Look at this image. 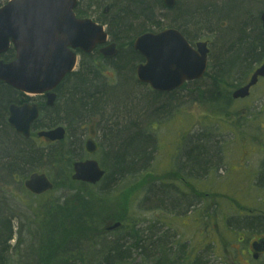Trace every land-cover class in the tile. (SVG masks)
I'll list each match as a JSON object with an SVG mask.
<instances>
[{"label":"rangeland","instance_id":"rangeland-1","mask_svg":"<svg viewBox=\"0 0 264 264\" xmlns=\"http://www.w3.org/2000/svg\"><path fill=\"white\" fill-rule=\"evenodd\" d=\"M0 1L2 5L7 0ZM119 1L80 0L75 11L80 16L84 15L81 17H90L94 20L98 18L104 22L110 33V39L123 44V48L120 49L122 50L120 55H122L118 56L123 58V51L132 45V41L137 35L146 31L158 32L167 28L168 23L162 17V12L156 10L152 12L150 18L142 17L138 21L136 20L133 29H115L113 24L116 23L115 19L120 8L118 5L111 8V5L117 4ZM262 1L251 0L253 8L247 12L248 18H258L260 12L256 9L264 11V1ZM184 2L186 3V0H180L179 7H183ZM227 22L222 18L218 19V22L214 24L217 30H214L212 34L206 28L204 29L202 20L195 19L189 22L190 28H198L202 25L201 28L204 30H200V34L207 35L206 38L213 40L209 55L208 74L173 91L171 104L157 109L156 107L163 102L162 100L158 102L153 100L152 103L150 102L151 105L146 108L135 106L138 102L137 98L142 101L143 97L153 95L152 93L155 92L148 84L141 83L136 79L135 69L137 70L136 65L140 63L139 59H136L130 68L133 80V83L130 84L133 85L136 97L133 96L130 107L126 106V114H124V108L119 109L121 117L117 119L118 122L116 120L115 124L111 123L109 114L104 112L103 117L96 112H91L81 122L72 124L71 128L68 121L57 120L51 124L52 116L48 109L42 110L39 122L45 127L65 125L68 130V139L59 143L58 149L67 148L75 156L80 155L78 158L91 157L100 162V157L104 156L103 162H105L107 161L105 158L106 149L113 144L112 135L105 131L106 125L121 128L122 124L128 123L129 119L136 120L140 130L145 133L149 131L148 134L153 137L151 145L148 147V151L152 152L147 166H150L151 173L154 172L155 180L150 178L147 182L152 183L151 186H155L158 184L156 180L158 177L163 184H169L172 180L171 172L178 169L179 175H183L186 170L190 186L185 185H187L186 192L190 199L187 194H181V197L178 198L177 193L174 192V205H167L166 209L162 207L155 209L156 203L151 198L153 196L148 195V202H143L145 199H143V192L136 191V196L130 207L131 217L134 216V220L143 226L154 222L153 229L161 225L160 232H163L164 228H168L172 234L171 241L174 244H177L179 239L181 246H187L188 256H203V259L210 264H264V256L255 260L249 255L251 242L256 237L264 236V78L251 88L249 96L244 99L233 100L230 98L226 103H218L207 97L208 91L204 93L212 81L211 75L219 72V70L216 72L218 59L222 58L219 55L225 52L223 59H229L234 55L231 50H225V47L230 43L224 48L222 45L223 36L226 33L223 29L219 30V24H227ZM255 23L258 24V27L261 26L259 20ZM219 31L221 32L219 33ZM113 33L114 36H112ZM188 36L192 41L198 40L194 38V35ZM258 52L259 50L256 49L255 55H258ZM260 56L259 54L258 57ZM115 58L116 56L112 59H98L95 55L86 57L80 70L77 65L72 74H76L79 70L81 75L86 76V67L90 65L97 73L98 80L104 82L107 87L118 88V86H122V82L119 81L118 70L115 69L113 62ZM263 58L264 56L257 60ZM83 65L85 67L82 69ZM251 66L254 69L257 63H252ZM245 67L246 64L237 65V68L227 71L231 68L228 67L225 73L226 79L232 81L234 85V78ZM251 72L240 81L241 84L247 81ZM122 79L129 80L130 78L128 75ZM215 86L216 91L221 92L219 90L222 89L221 86L216 84ZM65 87L63 85L58 90L59 99L54 105L56 109L62 107L63 103L60 97L64 93ZM223 88L224 90L230 88L232 91L229 86L225 85ZM210 94L214 95V93ZM222 96V94L217 95L216 93L214 98L218 100ZM128 111L130 112L128 113ZM3 121L6 124V112H4ZM90 130L95 131L99 148L92 155L81 151L85 139L90 135ZM10 132L15 136L11 130ZM35 136L36 134L32 138L35 139ZM28 141L31 144L35 143L36 146H32L37 151L36 155L29 158L25 165L15 167L12 170L15 171L14 173L6 174L5 191L0 190L2 195L0 197V221L2 218L8 217L12 234V239L6 242L7 248L12 250L8 251L7 264H21L22 262L32 264L33 256H36V249L43 237L39 227V216L46 208L51 206L53 208L55 205L65 207V203L73 195L90 191L88 186L83 184H71L66 180L63 182L64 164L59 163L53 166L50 163V158L46 159L43 156L42 152L46 150L42 142ZM194 144H202L205 149L208 148L211 158V161L206 164V168L199 171L190 170L189 165L186 166L187 156L182 153L186 146L189 149L193 148ZM47 151H50L49 148ZM210 151H212L211 154ZM179 153H182L181 157L178 156ZM171 154L174 158L170 157ZM170 165L175 166L170 167ZM31 172L47 174L55 184L54 189L44 195L33 196L26 191L23 182L21 184L13 182L15 175H18L20 180H24L26 175ZM166 172L170 174L164 175V179L163 174ZM194 178L199 180L193 182ZM121 185L122 182L119 183V186ZM192 194H194L193 197ZM190 205L192 206L189 207ZM57 212V210L53 211L52 219H55ZM44 237L46 238V236ZM166 240L169 238L166 237Z\"/></svg>","mask_w":264,"mask_h":264},{"label":"trees","instance_id":"trees-1","mask_svg":"<svg viewBox=\"0 0 264 264\" xmlns=\"http://www.w3.org/2000/svg\"><path fill=\"white\" fill-rule=\"evenodd\" d=\"M251 3V0H186L183 7L178 6L179 9L170 11V16L177 22L185 21L189 24L195 19H200L203 26H213L218 22V19L222 18L230 23L224 32L226 35L223 36L222 45L224 48L230 43L225 47V50H231L234 55L229 59H223L225 52L219 55L222 57L216 64V72L218 70L219 72L211 75L210 86L204 91V93L208 91L207 97L214 102L217 100L214 98L216 93L223 95L220 98L222 100H226L228 97V90H224L220 84L221 82L226 86L233 84L232 81L226 79L225 73L228 67L231 68L227 71L237 68V65L246 64L245 69L234 78V86H237L253 69L252 63L258 64L262 60L257 59L263 57L259 45L264 39V31L257 29L250 35L245 34L246 26L256 22V18L247 17V12L253 8ZM126 4L128 5L120 8V13L117 14L116 23L113 24L115 29H133L136 20L149 17L154 9L152 5L149 7L142 1L133 3L132 0H126ZM116 6L117 4H112L111 8ZM114 35L113 33L112 36ZM256 49L259 50L260 57H258L259 54L255 55ZM121 51L113 62L115 69L118 70L122 86H118V88L105 86L102 81L97 79L98 75L90 65L86 67V76L81 75L79 73L81 71L69 75L61 85L66 86L60 97L63 103L61 109H56V106L48 109L52 116L51 124L57 120L68 121L71 128L72 124L81 122L91 112H96L102 117L103 112L109 114L111 123L115 124L116 120L121 117L119 109L124 108V114H126V106L130 107L133 96L136 97L133 85L130 84L133 83L130 68L136 59H140V56L131 46L123 51V58L118 57L122 53ZM2 57L9 59L12 57V51L3 54ZM247 60L249 61L247 62ZM84 67L85 65L82 66V69ZM127 73L130 79L123 80L122 77H128ZM215 84L221 86L222 89L219 90L223 93L216 91ZM210 93H214V95ZM152 94L143 97L142 101L137 98L138 102L135 106L146 108L151 105L150 102L152 103L153 100L157 102L162 100L163 103L156 107L161 109L162 106L171 104L174 92L170 91L165 94L153 92ZM20 100L21 98L16 96L12 88L0 84V181H6V174L14 173L15 171L12 170L15 167L25 165L29 158L34 157L37 153L34 145L32 146L28 140L15 134L13 136L3 121L6 104ZM39 126L41 125L39 124ZM105 131L113 138V144L108 146L105 152L107 161L103 162L104 156L100 157V163L106 171L105 177L99 185H85L90 191L73 195L65 203V207L55 205V207L51 206L43 211L39 216V227L43 237L36 249V256H33L32 264H210L203 259V256H188L187 246H181L179 239L177 244H174L171 241L170 231L160 232L161 225L155 229H153L154 222L143 226L134 220V216L130 215V207L133 204L136 191L143 192V199L145 198L143 202H148V195L153 196L151 198L156 203L155 209L159 207L166 209L167 205H174V192L177 193L178 198L184 194L178 185L163 184L157 176H155L157 185L151 186L152 183L147 182L150 178L155 180L154 172L151 173L150 166H147L152 152L148 151V147H150L153 137L148 132L141 131L138 122L134 119H129L128 123L122 124L121 128L106 125ZM49 150L42 153L46 159L50 158V163L53 166L59 163L64 164L63 182L66 180L71 184L75 183L70 179L72 161L80 155L75 156L67 148H59L58 151L52 148ZM182 153L187 156L186 166L189 165V169L193 171L206 168V164L211 161L208 148L205 149L202 144H194V147L189 149L186 146ZM182 153H179L178 156L181 157ZM211 153L212 151H210ZM171 173L167 172L165 175L170 174L173 179H176L180 171ZM163 178L165 179V176ZM120 182H122L121 186H119ZM144 183L145 185H143ZM187 184L190 186L189 181ZM0 190L5 191L1 184ZM54 210L58 212L55 219H52ZM8 220V217H4L0 221V264H5V261L7 264L8 251H12L6 245V242L12 239ZM113 221H119L121 224L112 231H105L104 226ZM125 232H128L131 240L128 239L129 237L123 236ZM166 237L169 240H166Z\"/></svg>","mask_w":264,"mask_h":264},{"label":"water","instance_id":"water-1","mask_svg":"<svg viewBox=\"0 0 264 264\" xmlns=\"http://www.w3.org/2000/svg\"><path fill=\"white\" fill-rule=\"evenodd\" d=\"M78 0H7L0 7V54L10 44L15 50L8 62L0 59V82L31 94L45 93L46 105L52 106L55 94L51 92L72 70L76 63L74 49L91 52L97 44L106 41L103 26L91 19L77 18L73 12ZM170 2L174 0H166ZM264 28V12L261 16ZM115 44L100 51L104 55L117 53ZM133 47L146 58L137 68L141 82L149 83L157 91H171L185 81L200 78L207 66L205 44L197 45L198 51L189 47L180 33L172 29L158 34L138 37ZM258 77H264V62L256 68L249 82L233 91V98L248 95L250 86ZM9 124L17 133L28 136L30 124L38 115L35 104L9 105ZM61 126L40 131L38 136L50 140L63 138ZM72 179L90 183L99 181L104 171L97 161L88 159L73 164ZM25 187L35 194L50 190L53 185L44 173L34 172L24 181ZM119 226L116 222L108 230ZM256 252L264 251V238L253 242ZM257 257V255H254Z\"/></svg>","mask_w":264,"mask_h":264},{"label":"flooded vegetation","instance_id":"flooded-vegetation-1","mask_svg":"<svg viewBox=\"0 0 264 264\" xmlns=\"http://www.w3.org/2000/svg\"><path fill=\"white\" fill-rule=\"evenodd\" d=\"M132 1H133V3H135V1H142L143 4H146L149 7L152 5L154 7L153 11H156V10L161 11V12L162 11H167L169 13H170V11H173L175 9H179L178 6H180V0H174V4H173L172 7H168L169 4L165 0H132ZM184 4H185V2H184ZM117 5H118L119 8H122V7H124V6L128 5V4H126V0H122V1L120 0V3L117 2ZM76 14H77V12H76ZM81 16H84V15H81ZM151 16H152V14L149 17H146V18H150ZM166 20H167V23H168L167 24V28H173V29L177 30L178 32H180L182 34V36L185 38V40L189 43V45L192 48H194L195 50H196V47H197L196 46L197 43H199V42L206 43V48L208 49V57H209V55L211 54V45H212V42H213L212 39L206 38L207 35H205V36H202L201 38H199L197 41H192L189 38V36H188V34L186 32V29H185V27H187L189 29H193V28H190L189 27V24H186V26L183 27V22H177L176 19L175 18L173 19L171 16H169V18H167ZM96 21L97 22H100L98 18L96 19ZM174 21H176L177 23L174 22ZM201 27H202V25L200 27H198V28H195V29H201ZM204 28H205V26H204ZM209 32H210V34L214 33V31H209ZM212 37L214 38V36H212ZM263 41H264V39L261 41V43L259 45V50H261L262 56H264V44H262ZM135 52L139 56H141L137 51H135ZM16 96H20L21 97V101H19V102L35 103L37 105V107H38L39 114L42 112L43 109H51V108L54 107V106L53 107L52 106L49 107L46 104H44L45 103V98H46L44 95L29 97L27 95H24V94L21 95V94H19V93L16 92ZM7 107H8V105H7ZM7 107H6V128L7 129H10L16 136H18L20 138H24V136H22L20 134H17L15 132V130L12 128V126L9 124V122H8L9 112H8V108ZM38 123L40 124L39 118L36 119L35 121H33L31 123L29 135H28V137H25L24 139H26V140H32V141H37V142H42V144H43V146H44V148H45L46 151L50 147L53 150L58 151V149L56 147H59V143L62 140L61 141H59V140L49 141V140H47V139H45L43 137H38L37 136V133L40 130H42L44 128L48 129V128L52 127V126H50V127H43L41 124H40L41 126H39ZM89 133H90V135H88L87 136V139H85L84 144H83V148H81V151H83V153H85V154L91 155L92 153H90V152H94L95 153L96 150H97V148H98V146H97L96 133H95V131L90 130ZM34 134H36L35 139L32 138L34 136ZM32 145L36 146L35 143H32ZM83 159H86V157H84ZM179 181H180V187L182 185H184V184L187 183L188 178L186 176V170L183 173V175L180 176ZM13 182H18L19 184H21L23 181H20L19 179L16 178L15 180H13ZM0 184H2L4 186L3 188H6V181H2V182H0ZM257 238H259V237H256L255 239H257ZM250 246H251V244H250ZM251 248H252V246H251ZM251 248H250V250H251ZM249 253H250L249 255L252 256V250L249 251ZM262 256H264V252L260 253V255H259V257H262Z\"/></svg>","mask_w":264,"mask_h":264},{"label":"bare ground","instance_id":"bare-ground-1","mask_svg":"<svg viewBox=\"0 0 264 264\" xmlns=\"http://www.w3.org/2000/svg\"><path fill=\"white\" fill-rule=\"evenodd\" d=\"M264 1V0H263ZM262 1V2H263ZM256 10H258L259 12H257V13H259L258 14V18H256V21L258 22V20H259V22H261V16H262V14H263V12L264 11H261V10H259V9H256ZM162 17L164 18V19H167V18H169V12H167V11H162ZM186 22L185 21H183V27L184 26H186ZM230 25V23H228L227 22V24L226 23H223V24H219V30L220 29H223V31L225 32V30L228 28V26ZM216 26L215 25H213V26H207V27H205L208 31H214V30H217V27L215 28ZM247 27V29H246V31H245V34L246 35H250L251 34V32H255L257 29L258 30H261V26L260 27H258V24H256V23H250L249 25H247L246 26ZM204 28V29H205ZM185 29H186V32H187V34L188 35H194V38L195 39H199V38H201L203 35L202 34H200V30H204L203 28H201V29H195V28H193V29H189V28H187V27H185ZM221 31H219V33H220ZM198 34V35H197ZM139 61H141V59H139ZM104 83V82H103ZM105 84V83H104ZM105 86H106V84H105ZM165 230H168L169 231V229L168 228H164V231ZM123 236H127V237H129L128 239H130L131 240V237L130 236H128V232H125L124 234H123Z\"/></svg>","mask_w":264,"mask_h":264}]
</instances>
